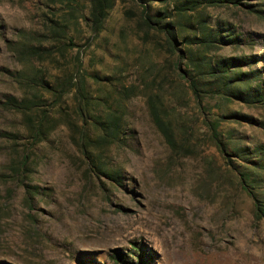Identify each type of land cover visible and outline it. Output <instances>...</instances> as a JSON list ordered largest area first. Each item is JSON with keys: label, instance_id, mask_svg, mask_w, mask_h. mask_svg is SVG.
Instances as JSON below:
<instances>
[{"label": "rangeland", "instance_id": "rangeland-1", "mask_svg": "<svg viewBox=\"0 0 264 264\" xmlns=\"http://www.w3.org/2000/svg\"><path fill=\"white\" fill-rule=\"evenodd\" d=\"M248 4L254 11L224 6L197 13L237 40L209 57L250 59L239 70L254 84L264 82V0ZM90 6L91 0H0V264H138L140 256L146 264H264V217L254 220L252 200L238 183L249 164L232 153L238 147L264 152V107L203 90L194 96L173 70L160 27L142 25V4L114 0L100 28L90 20ZM146 6L151 16L164 7L157 1ZM53 25L66 27V38L52 35ZM39 44L45 55L20 52ZM181 49L186 54L188 47ZM77 64L100 78L88 79L93 94L109 95L124 112L123 140L98 150L120 185L94 175L79 152L74 91L62 111L50 110L51 133L36 146H30L24 117L6 103L31 94L18 76L42 67L52 84ZM123 86L131 97L122 101ZM152 95L160 97L157 114L172 126L173 149L153 122ZM213 120L220 122L225 154L212 139ZM28 148L21 176L11 166ZM256 175L264 200V171Z\"/></svg>", "mask_w": 264, "mask_h": 264}, {"label": "trees", "instance_id": "trees-1", "mask_svg": "<svg viewBox=\"0 0 264 264\" xmlns=\"http://www.w3.org/2000/svg\"><path fill=\"white\" fill-rule=\"evenodd\" d=\"M135 3L142 4V25L146 28L159 26L165 35L167 49L172 58L173 70L179 71L188 82V88L194 96L198 92L205 91L222 99L236 100L246 105H258L264 107V82L254 81L249 73L242 72L240 69L242 63L249 65L250 59L228 58L212 60L209 57L210 52L219 50L222 46L237 42L236 38L224 36L219 30L210 28L206 18L197 13L199 10H206L208 7L224 6H244L249 11H254L253 6L248 4L250 0H132ZM151 1L161 2L163 12L153 16L148 13L147 3ZM114 0H91L90 20L95 27L100 28L106 18L108 11L113 7ZM166 6H171L168 11ZM170 19V20H168ZM191 20L195 26L191 25ZM192 24V23H191ZM66 27L63 25H53L50 27L52 35H61L66 38ZM182 32H191L182 36ZM181 37V41H179ZM71 42L72 40H68ZM185 44L188 47L186 54L181 46ZM45 49L42 45H29L23 50L24 55L31 58L45 55ZM60 52L62 49L60 48ZM176 57V58H175ZM185 61V63H184ZM185 65V69L181 70ZM236 68L237 70H234ZM254 73V72H253ZM71 75V76H70ZM70 77L65 74L56 78L49 84L44 80L43 68L35 69V74L30 77L18 76L16 80L31 89V94L23 97L21 100L10 98L7 105L20 113L29 127L28 140L30 146H36L47 139L52 130L50 110L62 106L66 97L74 91L73 113L80 124V136L78 149L88 165L92 168V173L106 177L109 181L120 185V178L117 172L108 169L102 160V155L98 152L99 148L118 144L125 136L126 122L124 112H121V106L110 102L108 96H96L89 89L88 79L100 80L96 75L90 76L83 72L80 65L77 64L70 72ZM77 77V78H76ZM114 78V77H113ZM76 79V81H74ZM104 85L112 86L111 79L105 77ZM118 93V97L126 100L131 97V89L123 86ZM47 95L50 96V108H46L48 103ZM160 97L152 95L148 97V105L151 111L152 119L158 130L161 132L166 143L170 148H175V138L172 126L165 122L157 114V104ZM251 124H256L254 119L244 118ZM53 120V118H52ZM219 120L211 121L208 126L212 134L215 146L226 153L227 145L219 139L218 133ZM28 149L19 158L16 167L22 176L28 169L30 156ZM259 150V149H258ZM249 151L247 148H234L232 153L242 162L249 164V171L239 173V186L250 197L253 204V217L255 221H260L264 217V200L260 199L256 193L258 189V179L256 173L264 171V152L262 150ZM253 155L257 158L253 160ZM23 184V183H22ZM26 193L31 197L36 194L34 188L26 186ZM138 264H146L142 256L139 257Z\"/></svg>", "mask_w": 264, "mask_h": 264}]
</instances>
